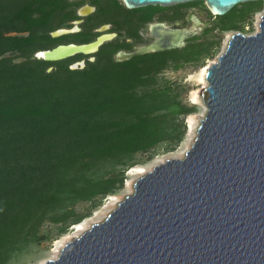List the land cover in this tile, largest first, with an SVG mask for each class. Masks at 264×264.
Returning <instances> with one entry per match:
<instances>
[{"label": "trees", "instance_id": "16d2710c", "mask_svg": "<svg viewBox=\"0 0 264 264\" xmlns=\"http://www.w3.org/2000/svg\"><path fill=\"white\" fill-rule=\"evenodd\" d=\"M71 4L0 0V56L11 50L28 56L20 63L0 59V96L10 93L0 98V264L24 250L46 222L58 223L52 240L81 223L123 186L137 153L152 159L175 151L186 136L180 115L190 109L179 82L158 84L162 63L105 58L82 69L66 64L47 71L51 62L32 58L40 38L57 39L51 32L77 17ZM262 6L263 0L242 3L239 20L251 19ZM201 45L177 49V62ZM108 164L110 175H100ZM85 201L89 211L76 212Z\"/></svg>", "mask_w": 264, "mask_h": 264}, {"label": "water", "instance_id": "95a60500", "mask_svg": "<svg viewBox=\"0 0 264 264\" xmlns=\"http://www.w3.org/2000/svg\"><path fill=\"white\" fill-rule=\"evenodd\" d=\"M123 1L134 8L197 0ZM203 1L217 17L256 0ZM197 26L155 24L154 42L117 57L181 49ZM110 36L36 56L58 61L93 53ZM206 79V113L185 155L155 164L106 217L41 264H264V13L255 33L232 35Z\"/></svg>", "mask_w": 264, "mask_h": 264}, {"label": "rangeland", "instance_id": "374dc122", "mask_svg": "<svg viewBox=\"0 0 264 264\" xmlns=\"http://www.w3.org/2000/svg\"><path fill=\"white\" fill-rule=\"evenodd\" d=\"M186 5V9L189 11L197 12V14L208 24H213L216 20L223 22L225 24H237V27L244 25V30L241 28H231V29H221L215 25L216 29L211 27H205L204 30H200L198 34L187 39V46L193 44H202L199 49L193 50L195 52L187 54L184 58H181L179 63L177 59L174 61H170L168 65L161 68L160 73L158 74L159 80L158 84L164 83L166 80L177 81L182 87V95L181 99L187 105L189 110L188 114H181L180 117L184 118V122L186 124V136L184 140L181 142L179 147L172 152L161 153L155 156L152 159L148 158V154L146 153H137L134 158L131 160L133 162H137V164L133 167H130L125 171V178L123 182V186L117 189L115 192L108 194L103 201L91 211V214L85 218L82 222L88 221L89 227L96 222L101 221L104 217H106L117 205L120 201L124 199V197L128 194H131L134 191V186L136 180L141 175L133 173L134 167L136 166H146L153 169L155 162L159 159L160 162L164 161L166 158L171 157H183L186 151L193 144L196 136H197V127L199 126L201 119L204 117L206 113V105L203 101L202 91L205 84L201 83L198 80L199 71L205 66L209 65L211 62H217V58L221 55V53L226 49L229 40L232 35L237 31H243L246 34L255 33L259 26L257 25L258 19L261 21V15L264 13V0L263 6L260 10L254 12L252 14L251 19H247L244 22L239 20L241 16V7L242 3H239L236 8L232 9L227 14L223 16H219L215 18L211 13H208L204 6L205 2L203 0L192 1L188 3H184ZM138 11L142 12H152L154 10H165V7L162 6H144L137 8ZM109 17L101 15H95L94 20L89 22H84L83 24H79V27H83V31L87 32V38L90 40L94 39L98 34V29L100 25L104 22L110 20ZM114 19V18H112ZM69 21H66L63 25H60V28L52 31L51 34L62 27L68 28ZM76 26V25H75ZM115 26H113L114 28ZM122 33H126V29H121ZM70 33V32H69ZM14 34V33H12ZM40 37L43 36V32L39 34ZM57 39L53 41H46L44 39H39L35 44L36 51L40 49H46L56 46L58 43L70 42V41H82L84 37L78 38L75 33L63 34L56 37ZM116 40V39H115ZM118 41V40H116ZM140 44L141 41H137ZM184 49V48H183ZM32 54V58L35 57V52ZM42 51V50H41ZM177 49L171 51V54L176 56ZM27 55H22L21 51H7L5 54L0 56V59H11L13 63H20L27 60ZM88 58V56L77 55L71 58H67L64 62L57 63L56 61H48L51 62L47 67V71H52L53 69H57L60 66H65L66 64H73L76 60ZM60 61V60H58ZM55 62V63H54ZM197 93V99L193 98V94ZM10 96L9 91L4 90L1 99L8 98ZM191 119L193 123L191 122ZM191 124L193 127L191 128ZM159 162V163H160ZM124 166L117 167V170H120ZM112 166L110 164L105 165L98 172L100 175L109 176ZM150 169V170H151ZM90 202H80L76 205V212L85 213L89 211ZM93 218V219H92ZM58 223L54 222H46L39 230L37 236L26 244L24 250L14 254L10 260L6 264H41L48 258H52L54 255V250L57 245L58 240H62L66 234H72L75 232L76 225H71L67 233L60 235L57 239L52 240L53 237L56 236L58 231ZM88 227V228H89Z\"/></svg>", "mask_w": 264, "mask_h": 264}, {"label": "flooded vegetation", "instance_id": "af4514ba", "mask_svg": "<svg viewBox=\"0 0 264 264\" xmlns=\"http://www.w3.org/2000/svg\"><path fill=\"white\" fill-rule=\"evenodd\" d=\"M69 2L72 3L71 9H75L77 17L68 20V28L62 27L61 29H74V31L70 33H75L76 37L78 38L87 37V32L83 31V27L80 28L79 24L81 25L85 21L89 22L94 20L95 15L102 16V14H104V16L109 17L108 19H110L100 25V28L98 29V34L92 40L89 39L86 41L83 39L82 41H70L58 43L56 45L58 46L60 44L68 43H88L96 40L101 35H111L109 39L105 40L101 44L97 51L89 54L77 53L68 57L71 58L77 55L88 56V58L86 59L83 58L76 60L73 64L69 65L70 68L72 66H76V68L74 69L85 68L89 63H94L97 61H100L101 63V61L105 60V58L110 59V61L115 60L118 62H127L139 56L140 59H142L141 65H143L145 62H147V64L150 63L151 65H160L162 63L163 67L161 68L164 69V67L168 65L170 61H174V59H176V56L171 54V51L176 49L150 52L134 56L127 60H119L117 55L120 51H135L141 46L149 45L154 42L158 38L153 35V27L155 24H164L168 28L188 27L194 23L198 24L195 19L198 18L200 22H202L201 26L204 25L202 27V30H204L205 27L209 26L213 28L216 25L215 22L213 24H208L203 21V19L197 14V12L189 11L188 9H186V5L184 3L172 5L148 4L129 8L123 0H69ZM151 5L165 7V10H154L152 12H142L137 10V8L139 7ZM103 7L105 8V10L102 11ZM204 7L206 8L208 13L212 14V12L208 9L207 6ZM214 17L217 18L218 16ZM113 26L115 27L113 28ZM121 29H126V33H122ZM115 39L118 41H116ZM137 41H141V43L136 44L138 43ZM186 46L187 40L186 45L183 48H185ZM41 50L36 51L35 54L37 55V53ZM36 55L35 57L38 58ZM66 59L67 58L62 60ZM161 59H164V61L161 62Z\"/></svg>", "mask_w": 264, "mask_h": 264}, {"label": "bare ground", "instance_id": "6f19581e", "mask_svg": "<svg viewBox=\"0 0 264 264\" xmlns=\"http://www.w3.org/2000/svg\"><path fill=\"white\" fill-rule=\"evenodd\" d=\"M259 18H261V17H259ZM259 24H260V19H258V22H257V25H258V26H259ZM193 26H197V24L194 23ZM197 28L199 29V26H197ZM201 29H202V28L200 27V29H199L194 35L198 34L199 31H200ZM42 55H43V51H41V53H40V56H42ZM217 60H218V58H217ZM213 63H215V62H211L209 65H207V66H205L204 68H202V69L199 71V73H198V80H199L201 83L205 84V86L207 85V81H206V72H207V69H208V67H210ZM193 98H194V99L199 98L196 92L193 94ZM191 122L193 123L192 119H191ZM190 126H191V128H192V127H193V124H191ZM197 128H198V127H197ZM160 161H161V160L158 159L155 163L157 164V163H159ZM150 169H151V168L146 167V166H143V165H141V166H136V167H134V171H133V173H136V174H138V175H143V174H145L146 172H148ZM133 186H134V184L132 185V187H133ZM92 219H93V218H92ZM88 227H89L88 221L81 222V223H79V224L76 225V227H75V232H74V233H72V234H66L62 240H58V241H57L56 248H55V250H54V255L52 256V258L57 257V256L59 255L61 249L64 247V245H65L68 241H70L71 239H73V238L76 237V236H79L82 232H84L86 229H88Z\"/></svg>", "mask_w": 264, "mask_h": 264}]
</instances>
